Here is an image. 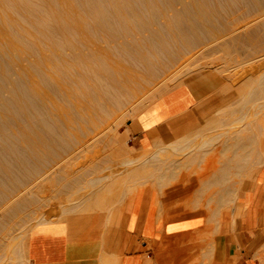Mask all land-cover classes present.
<instances>
[{
  "label": "rangeland",
  "instance_id": "obj_1",
  "mask_svg": "<svg viewBox=\"0 0 264 264\" xmlns=\"http://www.w3.org/2000/svg\"><path fill=\"white\" fill-rule=\"evenodd\" d=\"M200 75V129L135 156L130 124ZM263 160L264 0H0V264H30L40 222L111 226L140 186L191 185L184 209L220 232Z\"/></svg>",
  "mask_w": 264,
  "mask_h": 264
},
{
  "label": "crops",
  "instance_id": "obj_2",
  "mask_svg": "<svg viewBox=\"0 0 264 264\" xmlns=\"http://www.w3.org/2000/svg\"><path fill=\"white\" fill-rule=\"evenodd\" d=\"M214 88L216 80L200 75L165 91L130 124L135 144L155 149L196 132ZM240 190L243 213L220 232L212 228L213 217L184 209L191 185L178 183L162 196L140 186L107 228L99 216L87 214L40 222L28 234L26 256L30 264H255L256 231L264 218V160L254 181Z\"/></svg>",
  "mask_w": 264,
  "mask_h": 264
},
{
  "label": "bare ground",
  "instance_id": "obj_3",
  "mask_svg": "<svg viewBox=\"0 0 264 264\" xmlns=\"http://www.w3.org/2000/svg\"><path fill=\"white\" fill-rule=\"evenodd\" d=\"M104 126H105V125H104ZM181 150H182V149H181ZM149 151H150V148H146V147L139 148V149L137 150L136 155H135V154H134V155H135V156H144V155L149 154L152 150H151L150 152H149ZM159 152H160L159 154H162V153H164V152H165V154L168 153V151L166 152L165 150H161V151H159ZM133 153H134V152H133ZM165 154H164V155H165ZM132 155H133V154H132ZM132 155H131V153H130L129 157L132 156ZM164 155H163V156H164ZM124 157H125V156H124ZM126 157H127V156H126ZM121 158H122V157H121ZM130 158H132V157H130ZM120 160H121V159H120ZM120 160H118V162H119ZM112 161H113V162H112ZM112 161H111V162L113 163V166L117 168L118 165H119L118 163L115 162V161H117V160L113 159ZM122 161H123V160H122ZM28 186H30V185H28ZM25 189H26V188H25ZM27 189H28V188H27ZM23 190H24V189H23ZM22 192H23V191H22ZM19 193H20V192H19ZM69 197H70V196H69ZM71 197H72V196H71ZM71 197H70V198H71ZM53 209H54V208H53ZM49 210H50V209H49ZM54 210H55V209H54ZM42 216H43V215H42ZM46 217H47V216H46ZM39 220H40V219H39ZM34 224H35V223H34ZM34 224H33V225H34ZM31 225H32V224H31ZM31 228H32V226H31ZM22 235H23V233H22ZM258 257H259L260 259H262V260L264 259V248L260 250V252L258 253ZM259 264H262V263H259Z\"/></svg>",
  "mask_w": 264,
  "mask_h": 264
}]
</instances>
